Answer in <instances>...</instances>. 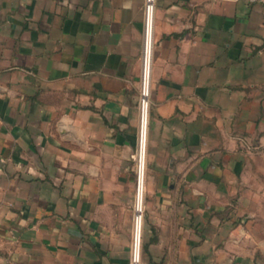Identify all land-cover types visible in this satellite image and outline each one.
Wrapping results in <instances>:
<instances>
[{
  "label": "crops",
  "instance_id": "crops-1",
  "mask_svg": "<svg viewBox=\"0 0 264 264\" xmlns=\"http://www.w3.org/2000/svg\"><path fill=\"white\" fill-rule=\"evenodd\" d=\"M143 7L0 0V264H129ZM144 59L140 264H264L263 4L153 0Z\"/></svg>",
  "mask_w": 264,
  "mask_h": 264
},
{
  "label": "built area",
  "instance_id": "built-area-1",
  "mask_svg": "<svg viewBox=\"0 0 264 264\" xmlns=\"http://www.w3.org/2000/svg\"><path fill=\"white\" fill-rule=\"evenodd\" d=\"M249 2H260L264 6V0H248ZM148 11H150V17L148 18ZM152 14H153V0H144L143 7V37H142V56H141V72H140V81H139V90H138V119H139V111L141 108V103L143 99H148L149 96V63H147L144 59V46L146 36L149 35L151 37V29H152ZM151 54V48H150ZM148 80V85L144 87V81ZM147 83V82H146ZM139 139L137 134V146L134 154L132 155L135 168H134V192H133V201H132V231H131V252H130V260L129 264H139L140 263V229H141V220H142V198H143V190L139 191L137 188V184L140 180L141 173L140 170V160H139ZM144 167V164H143Z\"/></svg>",
  "mask_w": 264,
  "mask_h": 264
},
{
  "label": "rangeland",
  "instance_id": "rangeland-1",
  "mask_svg": "<svg viewBox=\"0 0 264 264\" xmlns=\"http://www.w3.org/2000/svg\"><path fill=\"white\" fill-rule=\"evenodd\" d=\"M147 117H148V99H147ZM146 124H147V122H146ZM138 136H139V119H138ZM133 154H134V152H133ZM144 158H145V149H144ZM131 167H132V175L134 177L135 162H134V159L132 156H131ZM133 179H134V181H133V186H134L135 178H133ZM143 179H144V169H143ZM143 184H144V182H143ZM132 201H133V198H132Z\"/></svg>",
  "mask_w": 264,
  "mask_h": 264
},
{
  "label": "bare ground",
  "instance_id": "bare-ground-1",
  "mask_svg": "<svg viewBox=\"0 0 264 264\" xmlns=\"http://www.w3.org/2000/svg\"><path fill=\"white\" fill-rule=\"evenodd\" d=\"M140 113H141V108H140V111H139V120H140ZM138 139H139V136H138ZM138 184H139V182H138ZM138 184H137V188H138Z\"/></svg>",
  "mask_w": 264,
  "mask_h": 264
},
{
  "label": "water",
  "instance_id": "water-1",
  "mask_svg": "<svg viewBox=\"0 0 264 264\" xmlns=\"http://www.w3.org/2000/svg\"><path fill=\"white\" fill-rule=\"evenodd\" d=\"M106 105L107 106H112V102H107Z\"/></svg>",
  "mask_w": 264,
  "mask_h": 264
}]
</instances>
